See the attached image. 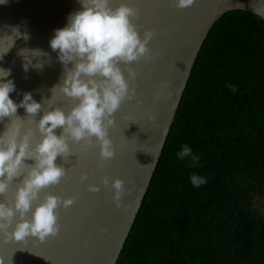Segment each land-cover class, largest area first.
Segmentation results:
<instances>
[{"label":"water","instance_id":"1","mask_svg":"<svg viewBox=\"0 0 264 264\" xmlns=\"http://www.w3.org/2000/svg\"><path fill=\"white\" fill-rule=\"evenodd\" d=\"M121 3L140 9L135 23L141 26V38L146 30L157 35L148 45L154 59L127 65L136 73V79L129 80L136 96L132 101H125L114 114L116 124L109 130V138L115 156L100 169L97 167L100 149L95 142L91 147L83 142L70 143L74 155L65 162L60 157L56 161L67 171L66 178L45 190L62 199L76 197L71 207L59 209V233L43 243L32 237L22 242H5L0 235V258L4 264H117L209 32L221 17L232 11L250 12L264 21V0H196L185 9L173 7L172 0H111L112 7ZM78 10L79 0H7L6 4H0V36L11 35V29L19 27L21 34L27 33L30 37L27 41L17 39L15 46L0 60V68L11 69L8 79H12L16 87V91L10 93L14 102L19 103L23 98L17 93L31 92L36 102L45 99V110L50 105L65 111L72 106L71 100L58 89L51 91L61 80L63 66L49 41L55 30L66 26L69 14ZM8 43L0 41V52ZM23 48L48 54L40 60L42 69L30 66L24 71V58L18 54ZM36 59L32 65L38 62ZM120 67L123 70L125 66ZM124 75L128 79L126 71ZM163 84L168 86L161 89ZM157 93H160L159 99L154 98ZM17 114L25 117L24 109H18ZM150 116L155 119L150 120ZM3 131L4 124L0 123V134ZM38 141L37 133L33 143ZM85 174L89 179L81 183L79 178ZM104 176L111 177L108 188L101 184ZM114 179L125 181V188L132 189L130 195L125 192L120 209L111 199ZM17 183L10 185L6 197H0V201L14 197ZM89 185L99 186L100 191L89 192Z\"/></svg>","mask_w":264,"mask_h":264},{"label":"trees","instance_id":"2","mask_svg":"<svg viewBox=\"0 0 264 264\" xmlns=\"http://www.w3.org/2000/svg\"><path fill=\"white\" fill-rule=\"evenodd\" d=\"M262 199L264 21L232 11L203 43L117 264H264Z\"/></svg>","mask_w":264,"mask_h":264},{"label":"clouds","instance_id":"3","mask_svg":"<svg viewBox=\"0 0 264 264\" xmlns=\"http://www.w3.org/2000/svg\"><path fill=\"white\" fill-rule=\"evenodd\" d=\"M195 2L172 0V6L185 9ZM6 3L7 0H0V4ZM79 4L80 10L70 13L66 26L55 30L49 41L63 66L61 80L51 91L58 89L71 100L72 106L67 111L51 105L45 110V99L38 103L31 92L17 93L23 98L19 103L14 102L10 93L15 92L16 87L13 80L8 79L11 69L0 68V123L4 124L0 134V197H6L10 185L18 181L14 197L0 201V235L5 242H22L32 237L43 243L59 233V209L71 207L76 197L62 199L45 192L66 178L67 171L56 163L57 158L67 161L74 155L70 143L81 142L87 147L95 142L99 147L97 167L100 169L114 158L115 149L109 138V130L116 124L114 114L125 101H132L136 96L135 87L129 85V80L136 79V73L127 65L154 59L148 45L157 34L146 30L141 38V26L135 23L140 17L138 7L126 3L112 7L111 0H79ZM29 38L27 33L21 34L19 27L12 28L11 35L0 36V41L9 42L0 52V60L15 46L17 39L27 41ZM18 54L24 58L25 72L30 66L42 69L40 60L48 56L42 50L27 48L20 49ZM33 59L38 61L35 65H32ZM120 65L125 66L123 70ZM167 86L163 84L161 89ZM159 95L154 98L159 99ZM21 108L27 119L17 114ZM57 130H60L59 135ZM37 133L39 141L33 143ZM177 156L180 160L191 157L193 164L200 159L188 146ZM79 179L84 183L89 177L85 174ZM110 180L111 177L104 176L101 184L108 188ZM190 180L194 187L206 183L205 178L195 174ZM111 189L114 190L111 199L120 209L125 192L130 195L132 189H126L121 179L112 180ZM87 190L97 193L100 187L89 185ZM103 231L106 233L107 229ZM0 264H4L2 258Z\"/></svg>","mask_w":264,"mask_h":264},{"label":"rangeland","instance_id":"4","mask_svg":"<svg viewBox=\"0 0 264 264\" xmlns=\"http://www.w3.org/2000/svg\"><path fill=\"white\" fill-rule=\"evenodd\" d=\"M262 203H264V199H262Z\"/></svg>","mask_w":264,"mask_h":264}]
</instances>
